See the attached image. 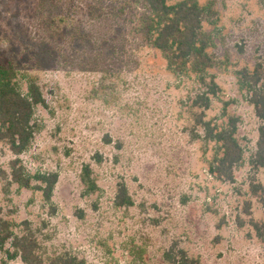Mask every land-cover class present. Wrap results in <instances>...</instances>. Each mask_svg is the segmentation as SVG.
Masks as SVG:
<instances>
[{"label": "rangeland", "instance_id": "374dc122", "mask_svg": "<svg viewBox=\"0 0 264 264\" xmlns=\"http://www.w3.org/2000/svg\"><path fill=\"white\" fill-rule=\"evenodd\" d=\"M198 1L217 12L215 24L203 22L219 87L206 119L220 122L224 109L240 117L244 157L233 181L208 171L213 144L189 108L206 86L173 75L144 39L142 0H0V57L33 75L45 99L19 158L30 173L58 175L50 201L14 183L4 193L0 180V207L3 218L30 223L45 255L167 264L162 254L175 244L200 264H264V207L249 191L264 183L250 165L260 120L238 79L256 65L264 77V0ZM14 157L0 142V168ZM85 166L92 193L80 179ZM120 183L129 207L114 205Z\"/></svg>", "mask_w": 264, "mask_h": 264}, {"label": "trees", "instance_id": "16d2710c", "mask_svg": "<svg viewBox=\"0 0 264 264\" xmlns=\"http://www.w3.org/2000/svg\"><path fill=\"white\" fill-rule=\"evenodd\" d=\"M146 12L139 19V30L150 46L160 51L166 60L167 69L178 78L187 77L206 86L205 90L191 98L189 108L194 124L200 127L204 142L213 144L208 160V171L218 180L233 181L236 167L243 161L244 150L238 137L240 117L229 114L226 109L220 122L216 118L206 119L205 111L211 105V98L218 93L215 75L211 72L214 58L210 53L212 34L204 30L203 22L215 24L217 14L212 3L201 4L198 0H142ZM256 65L253 72L241 70L239 87L248 95V101L260 120L255 152L251 168L264 173V77ZM24 83L22 89L21 83ZM45 105L40 85L28 72H19L12 58L0 57V142L15 156L8 162V170L0 168V180L4 193L10 184L19 188L38 190L45 201H50L58 175L52 173H30L23 166L19 156L30 146L35 129V108ZM91 169L85 166L80 179L87 193L98 189ZM251 195L264 207V183L251 181ZM133 199L124 183L117 185L114 197L116 207H129ZM22 228L17 231V227ZM11 222L2 216L0 207V264L19 258L22 264H84L83 259L69 253L45 255L41 243L26 220L21 224ZM257 229L259 224L254 223ZM264 228V221L261 224ZM167 264H200L197 257L172 245L162 254Z\"/></svg>", "mask_w": 264, "mask_h": 264}]
</instances>
